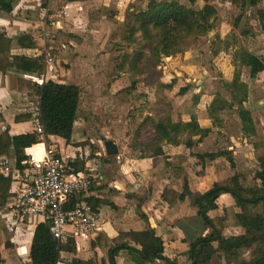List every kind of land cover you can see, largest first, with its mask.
Masks as SVG:
<instances>
[{"label":"rangeland","instance_id":"obj_1","mask_svg":"<svg viewBox=\"0 0 264 264\" xmlns=\"http://www.w3.org/2000/svg\"><path fill=\"white\" fill-rule=\"evenodd\" d=\"M115 1L117 0H93L92 2L89 0L71 6L67 4L66 0H48V7L52 11V16H57L55 21H57V26L61 27V38H56L57 42L52 45L53 49H51V51L54 50V54L51 56L54 55L60 67L58 71L55 70L56 75L54 77L60 78L59 75L60 72L64 71L63 69L67 72L72 71L76 78L74 83L81 85L82 90V100L76 121L77 132L69 146L71 148L78 147L83 149L82 151L88 150L95 157V153L105 151L106 143L111 140L117 141L121 149L125 151H127L128 146L135 150L141 146L139 150L147 154L151 146L156 143L153 125L150 122L144 123L148 117L162 120L171 114L172 125L174 126L179 121L187 122L190 119L195 120L196 117L201 128L200 131L188 129L180 133L178 140L181 142L179 144L170 141L163 143L164 152L166 150L173 158L171 159L173 164L171 175L174 174L179 180V182L176 181V184H183V187L179 186L183 192L189 190L193 193L192 195L201 194L208 191L215 182L226 183L230 175L237 171L247 187H254L256 184L255 175L262 166L260 158L264 156V97L260 98L262 107L256 112L255 109L258 108L253 106L255 102L252 93H249L248 99L245 94L247 89H245L243 95L233 98L235 103L240 101L241 104L246 101L245 104L235 105V108H232L233 105L231 104L232 107L224 112L216 111V114L212 115L215 126L213 128L202 126L201 123L203 122L198 121L193 108L190 106L188 109L181 104L182 102L178 99L180 95L176 93L175 89L158 86L162 77H157V73H154L151 67H146V70L143 69L145 74H143V70H141L142 72L138 71L142 75L131 71L130 63H127L123 70L119 69V64H121L125 54L133 55L138 50L141 51L145 43V50L142 51L150 54V50L149 43L141 33L133 36V40L126 39L132 26V18L129 16L127 18L126 14L128 13L124 10L123 13L118 11V7H115ZM136 1L138 3H135ZM136 1L127 0L128 8L136 9L138 4L147 3L148 0ZM179 1L186 3V0ZM36 2L39 4L38 7L42 8L46 0H36ZM35 8L37 6L33 9ZM65 10H68V16L65 15ZM40 15L41 13L36 16L40 18ZM60 15L61 17H59ZM125 15L126 21L123 22L122 19ZM134 38H136L135 41ZM244 54L243 51L242 61L244 59L246 61ZM166 60L163 58L159 67L163 73L162 65L166 63ZM78 75L82 76L81 80L77 79ZM134 80H136L135 85L133 84ZM254 81L252 80V82ZM69 82L70 78L61 80V83ZM132 86L136 88H132ZM232 90H237L235 93L240 94L241 89L234 86ZM257 90L259 89L255 91ZM255 91V98L262 96L259 92V95L255 94ZM232 103L234 104V102ZM251 107H253L254 113L256 112L255 116L253 110H250ZM241 109L244 112H250V117L248 115L242 119ZM247 124H254V126L246 128ZM203 129H210V133L205 134ZM191 139L192 141L195 139L196 143L188 148L186 143ZM199 139L202 142L198 143ZM133 145L137 147L134 148ZM216 152L223 153V155L215 160L206 159V155ZM226 153L233 156L235 168H232L225 158ZM103 154L107 155L106 151ZM200 155H203L204 159ZM147 184L148 189H155L152 188L150 182ZM160 188L157 193L159 199L155 201L156 204L146 203L144 212L140 208V202L145 200L143 197H138L131 203L134 206L137 205V209L140 208L139 214L157 218V223H160L157 234L162 239L163 227L167 229L168 224L174 220L172 219L173 216L167 214L168 205H166L167 207L164 205L165 201L161 198L163 187ZM185 195L188 197L187 194ZM192 195H189L190 199ZM218 203L219 209L211 211L209 214L216 228L225 234L237 228L236 218H234L232 210L233 202L228 194H223ZM194 208L197 207L188 204L187 207H180L184 212L178 211V213H188L189 215L191 211L195 213ZM257 210L264 212V208L261 206ZM4 215H6L7 220H11L7 211L3 209L2 212L0 210V251L4 257V264H31L30 252L28 255L21 254L18 248L32 243L31 234L34 233V228L40 219L35 218L33 222L28 223L29 226L32 225L31 229H33L30 233L26 232L27 229L14 231L9 229L10 225L8 226L3 221ZM167 220L171 221L166 223ZM20 224L22 225V223ZM169 225L173 226L175 223ZM177 226L180 231H176L177 233L171 237L172 239L164 240L167 249L166 254L171 255L172 260L177 264H190L188 252L190 246L184 240L186 237L190 242H193L201 237L204 231V220L199 215L190 219L187 216H179ZM11 228L13 229V227ZM209 232L211 229L206 233ZM63 257L68 259L69 255L66 254ZM235 257L240 261L253 259L256 257V246L241 249ZM162 263L165 264L164 261ZM214 264L232 263L228 262L223 254H219Z\"/></svg>","mask_w":264,"mask_h":264},{"label":"crops","instance_id":"obj_2","mask_svg":"<svg viewBox=\"0 0 264 264\" xmlns=\"http://www.w3.org/2000/svg\"><path fill=\"white\" fill-rule=\"evenodd\" d=\"M131 1L135 2L136 0ZM66 2L71 6L84 3H69L67 0ZM241 3V6H238L233 0H197L198 9H202L205 5L215 8V13L207 17L211 27L208 28L206 34L199 36L191 48L184 53L167 57L166 63L162 65L164 73L160 81L164 84L172 83L171 89H175L176 93L181 87H188L184 95L179 96L178 99L188 109L190 106L193 108L198 121H202V126L206 128L215 126L212 115L216 114V111L224 112L232 107L231 104L233 105L232 108H235V105L245 104L246 101L240 104V101L237 100L238 103H235L233 99L243 95L245 89H247L245 94L248 99L249 93H252L255 102L253 106L258 108L255 111L258 112L262 107L260 98L264 97V30L261 26L259 11L264 9V0L252 7L247 6L246 0H241ZM145 4L146 2L141 5L138 4L134 9L128 8L127 0L115 1V7H118V11L123 13L124 10L128 13L126 14L127 18L135 10L144 7ZM38 5L36 0H19L11 13H6L0 9V33L6 32L11 36L20 33L32 34L38 43V52L44 56L46 64L45 71L39 76L13 72L2 74L0 72V112L3 115L0 118V132L6 128H9L11 134L34 132L36 128L35 112L30 120L16 121L15 116L34 111L38 96H31L32 86L40 84L39 80L42 82L53 80L61 83V80L70 78L69 83L76 84L74 83L76 78L72 71L67 72L63 69L64 71L60 72V78L54 77L56 75L55 70L58 71L60 67L54 55L51 56L54 51L51 49H53L52 45L57 42L56 38H61V27L57 26V21H55L57 16H52L48 2L42 8H39ZM35 6L37 8L33 9ZM65 12L68 13V10ZM39 13H41L40 18L36 16ZM126 15L122 19L123 22L126 21ZM243 51L246 61L241 59ZM251 77L252 80H255L254 82H252ZM81 78V75L77 76V79L81 80ZM234 86L241 89L240 94L235 93L237 90H232ZM254 89L259 90L255 91ZM254 91L255 94L259 95L260 93L262 96L255 98ZM250 110H253V107ZM256 112L254 113L253 110L254 116ZM75 128H77L76 123ZM47 142L51 147L56 146L58 150L61 149V152L79 151L80 153L83 150L78 147L71 148L64 139L56 136L49 137ZM113 142L117 145V154L109 155L105 148L107 155L103 154L104 151L95 153V157H92V167L96 170V183L90 197H92L93 202H96L97 199L102 202H96L93 205L102 215L98 230L95 234L81 236L76 241L77 254L75 256L90 260L92 264H110L108 252L111 246L127 243L132 247L141 249L140 245L131 242L122 234L145 230L149 225L157 230L160 224L157 223V218L139 214L138 211L140 208L143 211L146 203L156 204L155 201L159 199L157 193L160 191V187H163V190L168 186L183 187L181 183L176 184V181L179 182V180L174 174L171 175V171H173L171 159L173 158L166 150L164 152L163 143L166 141L160 143V146L154 143L150 151L147 152L146 149L147 154L139 150L141 146L137 150L128 146L127 151H125L121 149L117 141ZM133 147L136 148L137 146L133 145ZM161 149L163 150L162 153L160 152ZM200 156L204 159L203 155ZM208 158L206 155V159ZM149 182L155 189H148L147 183ZM138 197L145 199L144 202H140L139 209H137V205L134 206L131 203ZM188 204L192 205L189 197H186V201L173 208L167 207V204L164 203L168 209L167 214L173 216L172 219L174 220V222L171 220L165 222L171 221L169 224L175 223V225L168 224L167 229L163 227L161 232L163 241L167 238L172 239L171 237L177 233L176 231H180L177 226L179 216H187L190 219L198 215L197 208H194L195 213L191 211L189 215L188 213H178V211L184 212L180 207H187ZM3 209L6 211L5 207H0L2 212ZM3 221L9 226V219L7 220L6 215H4ZM31 228L32 225L29 226L28 223L13 229L9 226V229L13 231L27 229L26 232L32 233L33 229ZM168 230L169 232H167ZM208 230L209 228L204 230L202 236L208 234L206 233ZM33 236L34 233L31 234V238ZM158 236L161 237L159 234ZM106 243H109L110 246L106 247ZM25 247L26 254H29L31 244L25 245ZM19 252L21 251L19 250ZM66 254L63 253V256ZM71 257L69 255V261L72 260ZM169 257L172 258L171 255ZM137 258L139 255L130 249H122L114 253L115 264H139L136 261ZM60 262L67 264L64 261ZM144 264L163 263L158 259L145 261Z\"/></svg>","mask_w":264,"mask_h":264},{"label":"trees","instance_id":"obj_3","mask_svg":"<svg viewBox=\"0 0 264 264\" xmlns=\"http://www.w3.org/2000/svg\"><path fill=\"white\" fill-rule=\"evenodd\" d=\"M19 0H0V9L6 13H11ZM69 3L85 2L88 0H67ZM247 6L257 5L261 0H246ZM48 0H46L47 4ZM235 4L241 6V0H233ZM44 3V6L46 4ZM197 0H187L183 3L179 0H148L144 7L135 10L129 15L132 18L129 36L126 39L133 40V36L141 33L149 43L150 54L138 50L133 55L122 57L119 69L123 70L127 63L131 64V71L142 75L140 72L146 67H151L157 77H162L163 72L159 68L163 58L183 53L189 48L199 36L206 34L211 24L207 17L215 13V8L205 5L202 9H197ZM259 18L264 30V9L259 11ZM129 20V19H128ZM136 38H134V41ZM54 54V52H53ZM46 64L44 56L38 52V43L30 33H20L18 35H8L6 32L0 33V72L7 74L13 72L22 75L39 76L45 71ZM142 72V71H141ZM145 71L143 70V74ZM145 80V78H143ZM22 80V79H21ZM25 81V80H24ZM136 84V80L133 81ZM158 86L172 88L173 84H164L159 81ZM136 88L132 86V88ZM31 96L37 95L40 122L44 128L47 139L52 136L60 137L71 144L76 132L75 123L82 100L81 86L71 83H60L53 80H45L43 84L32 86ZM188 87H181L178 95L182 96ZM172 110V108H171ZM35 111L19 114L15 116L16 121L30 120ZM242 119L249 115L248 111H240ZM0 112V118L2 117ZM244 121V120H243ZM150 122L153 125L156 145L170 141L179 144L180 133L188 129L196 132L200 131L199 123L190 119L187 122L179 121L172 125L171 114L162 120H155L148 117L144 123ZM253 127L254 124H247L246 128ZM205 134L210 133V129H203ZM39 141L36 132H26L11 134L9 128L0 132V156H16L19 161L26 157V149ZM202 142L201 139L197 141ZM196 143L194 139L186 144L191 147ZM55 144V143H54ZM162 148V147H161ZM162 153L163 150L161 149ZM160 154V153H157ZM223 153H210L207 156L211 160L221 157ZM225 158L235 168V161L230 153L225 154ZM261 169L255 175L256 184L254 187H247L239 173L236 171L230 175L224 184L215 182L205 193L192 195L187 190L183 192L181 187L168 186L161 193V198L169 208L176 207L186 201V195H192L191 202L198 209V215L204 220V230L211 229V232L201 236L193 242L185 239L189 243V260L191 264H214L217 256L223 254L225 259L232 264H264V212L258 211L259 206L264 208V156L260 158ZM13 182L11 178L0 174V206L5 207L8 198L11 196ZM223 194H228L233 202L232 210L237 228L227 233H222L216 228L213 219L210 217L211 211L219 209V198ZM93 206L96 202L92 197L87 199ZM102 203V202H101ZM169 232V230L167 231ZM204 232V231H203ZM157 230L152 226L141 231H131L122 234L129 238L131 242L140 245L138 249L127 243L111 246L109 248V263L115 264L114 253L122 249L135 251L139 258L137 262L144 264L145 261L161 260L165 264H177L166 254V246ZM110 244L106 243V247ZM256 246V257L249 261H240L235 257L237 252L244 248ZM63 253L71 255L72 260L65 259ZM77 244L69 236L57 241L54 239L49 224L40 223L37 225L32 238L30 248L31 264H58L64 261L67 264H92L90 260L76 257ZM103 260V259H102ZM106 262V261H104ZM0 264H4V257L0 251Z\"/></svg>","mask_w":264,"mask_h":264},{"label":"built area","instance_id":"obj_4","mask_svg":"<svg viewBox=\"0 0 264 264\" xmlns=\"http://www.w3.org/2000/svg\"><path fill=\"white\" fill-rule=\"evenodd\" d=\"M34 111V132L39 141L26 149L21 161L16 156H0V174L13 182L5 205L11 217L9 225L15 228L39 218L38 224H49L55 240L69 236L76 242L81 236L95 234L101 221V213L87 201L96 183L93 154L61 152L51 147L40 122L39 108L35 106Z\"/></svg>","mask_w":264,"mask_h":264},{"label":"water","instance_id":"obj_5","mask_svg":"<svg viewBox=\"0 0 264 264\" xmlns=\"http://www.w3.org/2000/svg\"><path fill=\"white\" fill-rule=\"evenodd\" d=\"M106 151L109 155H114L118 153L117 145L113 141H108L106 143Z\"/></svg>","mask_w":264,"mask_h":264},{"label":"bare ground","instance_id":"obj_6","mask_svg":"<svg viewBox=\"0 0 264 264\" xmlns=\"http://www.w3.org/2000/svg\"><path fill=\"white\" fill-rule=\"evenodd\" d=\"M20 251H21L22 254H26V253H27V251H26V247H25V246H22V247L20 248Z\"/></svg>","mask_w":264,"mask_h":264}]
</instances>
